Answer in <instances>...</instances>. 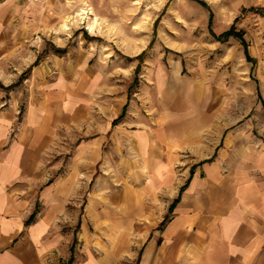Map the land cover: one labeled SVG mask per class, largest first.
Returning a JSON list of instances; mask_svg holds the SVG:
<instances>
[{"label":"crops","instance_id":"obj_1","mask_svg":"<svg viewBox=\"0 0 264 264\" xmlns=\"http://www.w3.org/2000/svg\"><path fill=\"white\" fill-rule=\"evenodd\" d=\"M45 18L0 0V264H264V139L201 80L38 59Z\"/></svg>","mask_w":264,"mask_h":264},{"label":"rangeland","instance_id":"obj_2","mask_svg":"<svg viewBox=\"0 0 264 264\" xmlns=\"http://www.w3.org/2000/svg\"><path fill=\"white\" fill-rule=\"evenodd\" d=\"M44 8L30 46L38 59L79 56L108 85L109 76L118 85L129 78L131 93L143 73L201 80L223 95L227 126L249 124L264 139V0H44ZM231 26L249 59L238 39L214 37Z\"/></svg>","mask_w":264,"mask_h":264},{"label":"trees","instance_id":"obj_3","mask_svg":"<svg viewBox=\"0 0 264 264\" xmlns=\"http://www.w3.org/2000/svg\"><path fill=\"white\" fill-rule=\"evenodd\" d=\"M211 33H212V32H211ZM212 34H213V33H212ZM213 35H214V37H215L217 40L226 39L227 37H230V36H232V37L238 39V40L241 42V44L243 45V47H244V53H245L246 58L249 59V57H248V55H247V52H246L245 41H244V39H243V36H242L241 32L236 31V30L234 29V27L231 26V27H229V29H227L226 31H224V32H222V33H220V34H218V35H215V34H213ZM139 56H140V55H139ZM37 63H38V59H36L32 65H36ZM137 70H138V67H136L135 73L137 72ZM25 74H26V72L22 73V74L20 75V77H19V79H18V81H17L16 83H18V82H19V81L25 76ZM16 83H15V84H16ZM15 84H14V85H15Z\"/></svg>","mask_w":264,"mask_h":264},{"label":"bare ground","instance_id":"obj_4","mask_svg":"<svg viewBox=\"0 0 264 264\" xmlns=\"http://www.w3.org/2000/svg\"><path fill=\"white\" fill-rule=\"evenodd\" d=\"M83 13H85V11L83 10V9H81V11L79 12V13H77V16H78V18H79V22H80V20L81 19H85V17L86 16H83L82 14ZM73 17V16H72ZM76 19V18H75ZM89 17H87V26H88V28L91 30L92 28H93V26H94V23H95V21L94 20H90L89 21ZM78 22V21H77ZM73 23V22H72ZM76 23V22H75ZM77 24V23H76ZM62 27L63 28H67L68 27V25H67V21L65 20L64 21V23L62 24Z\"/></svg>","mask_w":264,"mask_h":264}]
</instances>
